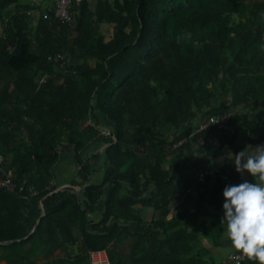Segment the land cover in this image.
Returning <instances> with one entry per match:
<instances>
[{"label": "trees", "instance_id": "16d2710c", "mask_svg": "<svg viewBox=\"0 0 264 264\" xmlns=\"http://www.w3.org/2000/svg\"><path fill=\"white\" fill-rule=\"evenodd\" d=\"M13 4L18 7L10 13ZM29 8L0 0V152L11 155L20 180L39 190L45 213L27 238L0 245L2 258L37 264V253L48 257L62 247L57 229L69 224L80 229L85 249H105L110 264H208L196 254L198 232L207 223L197 221L201 206L185 220L148 224L131 207L167 206L174 181L207 163L203 150L180 153L168 168L163 163L194 121L237 106L253 112L264 102V0H99L94 11L80 0L71 23L41 14L33 34ZM103 22L113 24L109 40L99 31ZM88 57L95 58L93 66ZM263 115L264 109L253 118L236 112L224 124L233 125L229 134L220 129L224 125L209 126L219 134L205 148L221 132L226 142L243 131L260 141ZM61 147L75 152L81 191L54 190L50 183ZM102 161V175L94 180ZM129 222L155 238L154 251L140 238L128 252L121 248L132 235ZM86 259L67 255L45 264Z\"/></svg>", "mask_w": 264, "mask_h": 264}, {"label": "crops", "instance_id": "0c3cea01", "mask_svg": "<svg viewBox=\"0 0 264 264\" xmlns=\"http://www.w3.org/2000/svg\"><path fill=\"white\" fill-rule=\"evenodd\" d=\"M21 3L29 5V20L28 30L33 34L37 28L41 14L49 6H52L55 0H19ZM99 0H87L90 10H95ZM110 3L114 0H108ZM80 2V1H79ZM78 3L72 7L73 11H77ZM15 4L10 6L7 11L12 13L17 10ZM5 14L4 20L7 19ZM99 31L103 34L105 40H109L113 34V24L108 22L100 23ZM5 23L0 21V35H4ZM34 47H37L34 45ZM74 63H81L82 59L71 58ZM95 58L88 57L87 63L94 65ZM229 101V98H227ZM242 113L249 114L253 118L256 111L264 109V102H260L253 112L246 106H237ZM264 119V115L262 116ZM201 119L194 121L192 131L179 142L173 144L171 149L165 156L164 166L169 167L172 160H174L180 153H198L204 151L207 157V163L201 167H192L187 171L184 177L180 180L174 181L173 186L175 193L167 206L156 208L153 205H143L136 203L132 205V212L139 215L147 224L157 219H178L185 220L186 213L195 212L198 206H201L199 212L198 223L207 219L205 228L198 232V240L196 242V254L201 255L208 264H216L225 258L229 252L238 250L232 244L231 239L227 234V223L222 220L223 208L222 203L224 197L222 191H217L216 187L225 186L226 184L239 183L245 179L255 180L261 182L258 177H252L245 172H238L235 170L232 159L228 158L229 150L237 152L246 144L255 146L257 144H264V137L260 141L252 142L249 140L245 132H241L234 137L233 140L226 142L221 138L222 132L225 134L233 133V125L228 124L221 126L222 130L218 139L209 148L205 146L209 143L211 138L216 136L215 128L198 129ZM184 128L186 129L187 126ZM25 136V135H24ZM182 144V147L177 146ZM208 152V153H206ZM60 158L53 167V179L50 182L55 186L54 190L63 189L65 187H73L77 191H81V178L79 177V163L75 152L71 147H61ZM10 161L11 155H6ZM103 161L102 167L103 168ZM11 165V161H10ZM101 165V164H100ZM202 174V178H200ZM102 175V169L97 170V175L93 174L95 180H99ZM21 180H26L23 178ZM50 187V186H47ZM153 189V184L146 186L145 195H148V190ZM104 202L101 201L98 206V212L101 215ZM45 209L43 205V198L39 196L24 197L16 192H9L0 188V245H5L20 241L27 238L36 228L40 218L44 215ZM207 214V217L205 215ZM96 215L99 219L100 215ZM132 229V235H127L122 241L121 247L125 244L131 243L132 246L137 238H140L141 245L146 247L149 252L154 251L156 247V240L147 231L143 232L134 222H129ZM57 237L63 243L62 247L56 249L50 256L44 257L43 252L37 253V264L52 263L61 256L85 255V246L81 241V232L77 226L64 225L57 229ZM30 243L25 245V248L30 247ZM3 250L0 249V264H7L6 260L2 258ZM86 256V255H85ZM82 264H88L86 259ZM244 264H260L258 260H249Z\"/></svg>", "mask_w": 264, "mask_h": 264}, {"label": "clouds", "instance_id": "9594fccd", "mask_svg": "<svg viewBox=\"0 0 264 264\" xmlns=\"http://www.w3.org/2000/svg\"><path fill=\"white\" fill-rule=\"evenodd\" d=\"M235 170L247 172L255 180L226 184L222 220L227 223V234L232 244L244 257L264 264V144H246L237 152L227 153Z\"/></svg>", "mask_w": 264, "mask_h": 264}, {"label": "built area", "instance_id": "2783aa9c", "mask_svg": "<svg viewBox=\"0 0 264 264\" xmlns=\"http://www.w3.org/2000/svg\"><path fill=\"white\" fill-rule=\"evenodd\" d=\"M80 0H55L52 6H49L42 13L44 18H47L50 14L53 15L62 23H71L72 7L75 3H79ZM57 58L62 64H65L64 55L57 54ZM239 111L238 107L228 109L223 113H216L208 116L199 125L198 129H205L209 126H219L227 123L229 118ZM108 131H106V134ZM202 178V174H200ZM0 188L9 192H16L24 197L39 196V190L32 184H29L26 180H20L12 166L8 157L0 152ZM88 264H110V260L105 249H87L85 253ZM249 260L243 256L239 250H233L229 254L217 262L216 264H244Z\"/></svg>", "mask_w": 264, "mask_h": 264}, {"label": "rangeland", "instance_id": "374dc122", "mask_svg": "<svg viewBox=\"0 0 264 264\" xmlns=\"http://www.w3.org/2000/svg\"><path fill=\"white\" fill-rule=\"evenodd\" d=\"M235 20H236V17H235ZM103 130L106 132V131L108 130V128H107V127H103ZM98 145H99L98 143H95V144L93 145V146H94L93 148H97ZM100 164H101V162H100L99 165L97 166V169L93 171V174H94V175H97V170H98V169L101 170V165H100ZM93 179L95 180V178H93ZM97 180H98V179H97ZM130 245H131V243H128V242H127V243L125 244V246H122L121 248H122L125 252H128L129 249H130ZM69 255H70V253H69Z\"/></svg>", "mask_w": 264, "mask_h": 264}]
</instances>
